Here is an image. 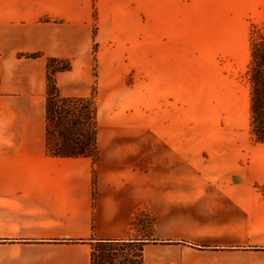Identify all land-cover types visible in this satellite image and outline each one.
Segmentation results:
<instances>
[{
	"label": "crops",
	"instance_id": "crops-1",
	"mask_svg": "<svg viewBox=\"0 0 264 264\" xmlns=\"http://www.w3.org/2000/svg\"><path fill=\"white\" fill-rule=\"evenodd\" d=\"M253 29L264 0H0V264H92L102 241L152 263L264 264V203H245L264 142L180 134L183 105L215 115L202 127H249ZM52 58L70 65L60 93L97 103L95 161L52 151Z\"/></svg>",
	"mask_w": 264,
	"mask_h": 264
},
{
	"label": "rangeland",
	"instance_id": "rangeland-1",
	"mask_svg": "<svg viewBox=\"0 0 264 264\" xmlns=\"http://www.w3.org/2000/svg\"><path fill=\"white\" fill-rule=\"evenodd\" d=\"M251 50L252 57L249 65V69L246 72V79L250 84L251 88V103L252 96L258 102V107L256 109V115L252 122H255L256 129L260 132L264 131V34L259 32L258 29H253L252 38H251ZM67 62H59L54 63L52 69H55L59 66H65ZM193 107H196L193 105ZM73 111L76 114H85L86 112H92L94 109H97V103L94 99L90 102L79 103L71 105ZM192 108V107H191ZM182 122L183 125L180 129L181 135H191V136H211V135H251L256 140L253 134V126H251V122L249 127L243 131H227L220 128H206L201 125L205 124L206 118L210 116L211 113L208 112H195L190 111L189 107L183 105L182 108ZM95 113V112H94ZM78 114V115H79ZM211 116L215 117V115ZM210 116V118H211ZM77 116H72L70 118H66L65 121H73ZM253 117V113L251 114V118ZM60 118V117H59ZM95 124L98 126V113L95 117ZM59 121V120H58ZM65 122V124H66ZM55 125V123H53ZM196 124L198 127H196ZM61 124H58V128H54L51 136V148L56 149L58 145L63 141V138L58 136V131L63 133L66 128L61 127ZM155 130V129H154ZM151 134H159L157 131H153L151 129ZM226 195L225 192H199V202L198 203H222L223 196ZM245 203H264V186H256L253 187L251 191H247L245 193ZM154 218L152 215H149L148 221L145 217H140L137 223L138 226H141L142 221H144V227L152 224ZM98 252L96 257V264H105L106 259H112V264H129L131 260L141 261L139 258L140 253L138 252V248L136 245L131 243H106L97 246ZM137 256V257H136Z\"/></svg>",
	"mask_w": 264,
	"mask_h": 264
},
{
	"label": "trees",
	"instance_id": "trees-1",
	"mask_svg": "<svg viewBox=\"0 0 264 264\" xmlns=\"http://www.w3.org/2000/svg\"><path fill=\"white\" fill-rule=\"evenodd\" d=\"M65 62L63 60H59L56 58H52L49 60V74H48V98H47V136L49 137L51 143L52 131L54 128H58V124H61V127L66 128L63 133L58 131V136L63 138V141L58 145L56 149H53V153L61 156H89L94 161L97 160L98 150L96 145V137H97V126L95 124V117L97 114V109L92 112H86L85 114H76L75 111L72 110L71 105L76 102L86 103L90 102L93 97H67L63 96L55 81V74L61 70H67L70 68L69 63L65 66H59L55 69H52L54 63ZM252 113L254 120L256 115V109L258 107V102L254 96H252ZM95 112V113H94ZM77 116L73 121L66 122L65 119L70 118L72 116ZM60 117V118H59ZM59 120V121H58ZM66 122V124H65ZM55 123V125L53 124ZM251 126H253V134L256 138L257 142H264V131L260 132L256 129L255 122L251 121ZM154 228V220L150 226V236H152ZM148 240H155L154 238H148ZM106 243H113L109 241H102L97 243L93 247L92 253V264H96L97 252L99 251L97 246ZM137 257V256H136ZM107 262L105 264H112V259H106ZM129 264H160V263H152L141 261H129Z\"/></svg>",
	"mask_w": 264,
	"mask_h": 264
}]
</instances>
